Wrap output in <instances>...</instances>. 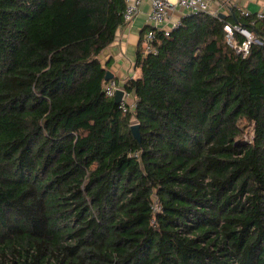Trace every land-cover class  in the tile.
Segmentation results:
<instances>
[{
    "label": "trees",
    "instance_id": "16d2710c",
    "mask_svg": "<svg viewBox=\"0 0 264 264\" xmlns=\"http://www.w3.org/2000/svg\"><path fill=\"white\" fill-rule=\"evenodd\" d=\"M123 10L0 0V264H264V23L155 33L122 113L99 56ZM224 24L261 44L242 57Z\"/></svg>",
    "mask_w": 264,
    "mask_h": 264
},
{
    "label": "built area",
    "instance_id": "2783aa9c",
    "mask_svg": "<svg viewBox=\"0 0 264 264\" xmlns=\"http://www.w3.org/2000/svg\"><path fill=\"white\" fill-rule=\"evenodd\" d=\"M124 10L122 18L124 23H129L137 15L139 6L143 0H123ZM227 4L234 6V0H224ZM150 10L146 16L147 29L142 36V49L144 53H155L151 42L157 32L169 35V32L174 29L179 23H171L168 12L173 6H177L186 13L187 16H195L207 14L216 17V14L209 13V6L207 0H149ZM240 17L250 18L252 15L255 19L264 23V13L257 12L251 14L246 9L239 10ZM253 25V20L250 21ZM223 31L225 33L226 44L232 48L237 54L245 57L248 55L251 44H261V42L254 37V34L249 28L243 27L239 24H224ZM134 80V79H129ZM127 80L126 82H128ZM125 82V83H126ZM124 85L117 84L113 79L105 82L103 86L104 94L109 98H114L117 91H122V98L118 107L122 113L131 111L135 107V97L126 92Z\"/></svg>",
    "mask_w": 264,
    "mask_h": 264
},
{
    "label": "crops",
    "instance_id": "0c3cea01",
    "mask_svg": "<svg viewBox=\"0 0 264 264\" xmlns=\"http://www.w3.org/2000/svg\"><path fill=\"white\" fill-rule=\"evenodd\" d=\"M209 13L220 18L239 15L240 9H246L251 14L264 13V0H234V6L224 0H207ZM150 10L149 0H143L137 15L129 23H124L115 33L113 42L102 51L99 60L106 72H110L113 80L123 85L129 79H139L141 70L135 66L137 50L142 43L141 33L147 28L146 16ZM183 9L173 6L168 16L171 23H179L186 16Z\"/></svg>",
    "mask_w": 264,
    "mask_h": 264
},
{
    "label": "water",
    "instance_id": "95a60500",
    "mask_svg": "<svg viewBox=\"0 0 264 264\" xmlns=\"http://www.w3.org/2000/svg\"><path fill=\"white\" fill-rule=\"evenodd\" d=\"M111 79H113L112 74L110 72H106L105 81H108ZM121 98H122V91H117L113 98L115 104H119ZM131 130H132L134 138L139 141L138 125H132Z\"/></svg>",
    "mask_w": 264,
    "mask_h": 264
},
{
    "label": "rangeland",
    "instance_id": "374dc122",
    "mask_svg": "<svg viewBox=\"0 0 264 264\" xmlns=\"http://www.w3.org/2000/svg\"><path fill=\"white\" fill-rule=\"evenodd\" d=\"M242 126H243L242 130H243V135H244L243 138L249 140L252 137L251 127L245 122H243Z\"/></svg>",
    "mask_w": 264,
    "mask_h": 264
}]
</instances>
